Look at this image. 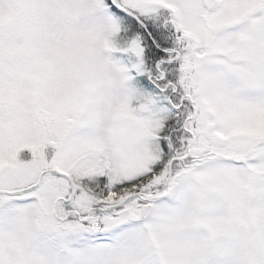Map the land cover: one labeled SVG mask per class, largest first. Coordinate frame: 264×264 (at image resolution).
<instances>
[{"label": "snow or ice", "instance_id": "1", "mask_svg": "<svg viewBox=\"0 0 264 264\" xmlns=\"http://www.w3.org/2000/svg\"><path fill=\"white\" fill-rule=\"evenodd\" d=\"M0 264H264V0H0Z\"/></svg>", "mask_w": 264, "mask_h": 264}]
</instances>
